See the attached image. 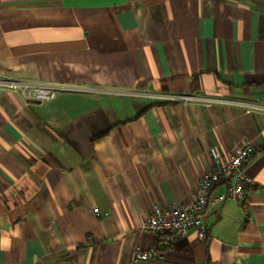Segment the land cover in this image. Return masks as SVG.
Segmentation results:
<instances>
[{
  "label": "crops",
  "instance_id": "obj_1",
  "mask_svg": "<svg viewBox=\"0 0 264 264\" xmlns=\"http://www.w3.org/2000/svg\"><path fill=\"white\" fill-rule=\"evenodd\" d=\"M0 74L81 89L0 88V264H264V0H0ZM245 142L246 211L208 201L206 239L141 232Z\"/></svg>",
  "mask_w": 264,
  "mask_h": 264
},
{
  "label": "built area",
  "instance_id": "obj_2",
  "mask_svg": "<svg viewBox=\"0 0 264 264\" xmlns=\"http://www.w3.org/2000/svg\"><path fill=\"white\" fill-rule=\"evenodd\" d=\"M0 88L17 93L27 101L40 103L55 99L60 92L81 91V89L72 86L31 82L2 76L1 74ZM172 99L185 103H198L204 106L224 102L250 106L248 103L242 101L195 94H178L172 97ZM252 153L251 146L248 142H245L234 148L224 160L218 155H214L211 168L201 175L191 199L181 205L172 207L154 204L147 214V218L140 226L141 232L149 233L156 237H167L164 243L166 246H171L175 238L185 236L190 230H194L200 239L208 237L207 226L202 213L208 201L216 204L225 200H232L246 211L247 198L253 181L250 176L243 172L242 166ZM219 179H227L228 183L224 191L215 194L211 190V186ZM92 212L97 216L108 215L107 211H100L98 208H93ZM158 253L159 248L157 245L143 247L136 244L132 250L131 261L133 263L149 262Z\"/></svg>",
  "mask_w": 264,
  "mask_h": 264
},
{
  "label": "trees",
  "instance_id": "obj_3",
  "mask_svg": "<svg viewBox=\"0 0 264 264\" xmlns=\"http://www.w3.org/2000/svg\"><path fill=\"white\" fill-rule=\"evenodd\" d=\"M252 156V154L247 158V160L248 159H250V157ZM246 160V161H247ZM225 183V184H227L228 183V180L226 179H219L218 181H216V182H214L213 184H212V186H211V190H213L214 189V187H216V185H218V184H220V183Z\"/></svg>",
  "mask_w": 264,
  "mask_h": 264
}]
</instances>
